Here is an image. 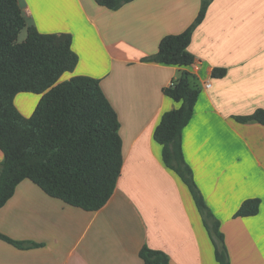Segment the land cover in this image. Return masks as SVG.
<instances>
[{"label":"crops","instance_id":"obj_1","mask_svg":"<svg viewBox=\"0 0 264 264\" xmlns=\"http://www.w3.org/2000/svg\"><path fill=\"white\" fill-rule=\"evenodd\" d=\"M201 1L133 0L114 10L95 0H20L41 32L73 35L79 62L59 81L101 80L121 123L124 162L113 195L95 211L22 180L0 208V231L40 245L0 240V264H145L144 245L165 251L170 264H219L189 187L154 138L162 114L179 106L163 89L182 69L200 90L183 129L185 159L221 222L231 264H264V125L235 118L264 109V0H213L189 45L195 63L144 60L194 21ZM215 67L226 75L213 77ZM40 99L19 92L15 103L31 116ZM3 157L0 149V163ZM253 197L261 199L259 212L235 217Z\"/></svg>","mask_w":264,"mask_h":264},{"label":"trees","instance_id":"obj_2","mask_svg":"<svg viewBox=\"0 0 264 264\" xmlns=\"http://www.w3.org/2000/svg\"><path fill=\"white\" fill-rule=\"evenodd\" d=\"M109 9H119L133 0H95ZM213 0H202L194 21L182 32L164 36L158 51L144 58L183 68L196 61L189 50L195 29L203 22ZM26 29L25 40L19 34ZM73 35L44 33L30 23L20 0H0V208L13 196L17 185L31 179L49 195L88 211L102 208L113 195L123 168V140L117 111L105 94L101 80L74 75L79 55ZM226 67H215L213 77H223ZM164 93L179 103L165 111L154 132L162 145L164 163L189 187L205 227L213 241L219 264H231L221 222L207 204L194 170L183 150V129L190 122L200 96L193 73L182 69ZM19 92L41 94L34 112L25 116L17 107ZM240 122L264 125V109L238 115ZM261 199H246L235 217L259 212ZM0 240L20 248L40 244L20 241L0 231ZM145 264H170L169 255L144 245Z\"/></svg>","mask_w":264,"mask_h":264},{"label":"rangeland","instance_id":"obj_3","mask_svg":"<svg viewBox=\"0 0 264 264\" xmlns=\"http://www.w3.org/2000/svg\"><path fill=\"white\" fill-rule=\"evenodd\" d=\"M26 36H27V31L26 29H23L21 33L19 34V41L25 40Z\"/></svg>","mask_w":264,"mask_h":264},{"label":"built area","instance_id":"obj_4","mask_svg":"<svg viewBox=\"0 0 264 264\" xmlns=\"http://www.w3.org/2000/svg\"><path fill=\"white\" fill-rule=\"evenodd\" d=\"M206 86H207V87H210V83H206Z\"/></svg>","mask_w":264,"mask_h":264}]
</instances>
